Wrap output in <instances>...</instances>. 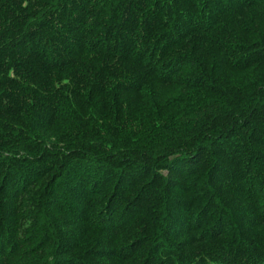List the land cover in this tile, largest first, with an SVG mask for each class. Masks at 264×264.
I'll return each mask as SVG.
<instances>
[{"label": "trees", "instance_id": "trees-1", "mask_svg": "<svg viewBox=\"0 0 264 264\" xmlns=\"http://www.w3.org/2000/svg\"><path fill=\"white\" fill-rule=\"evenodd\" d=\"M0 264H264V0H0Z\"/></svg>", "mask_w": 264, "mask_h": 264}]
</instances>
